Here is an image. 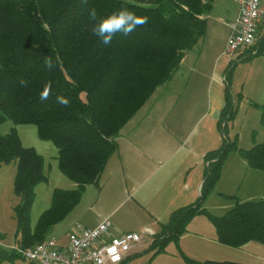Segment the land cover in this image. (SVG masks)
I'll use <instances>...</instances> for the list:
<instances>
[{
	"label": "trees",
	"instance_id": "16d2710c",
	"mask_svg": "<svg viewBox=\"0 0 264 264\" xmlns=\"http://www.w3.org/2000/svg\"><path fill=\"white\" fill-rule=\"evenodd\" d=\"M213 4L214 0H0V126L7 121L34 125L40 140L54 144L58 169L74 184L72 190H54L49 208L32 227L35 187L47 181L43 157L22 145L15 128L0 134V168L11 163L16 168L17 246L33 247L45 240L47 230L79 203L88 185L100 188L104 168L118 150L121 130L173 78L182 59L199 51ZM122 7L147 17L148 22L127 37L117 34L106 46L91 31L96 21L89 19V10L95 8L99 19ZM258 56H264V33L259 32L256 43L237 54L223 71L225 104L217 122L222 135L223 123L234 114L231 72L238 63ZM49 57L55 65L51 70L45 65ZM20 78L28 81L26 87L20 86ZM49 81L52 94L41 101L39 94ZM58 96L68 98L69 105L57 103ZM260 109L259 122L264 127V103ZM230 151L238 152L249 168L264 172V141L241 150L223 137L219 148L204 155L206 165L196 201L171 212L146 252L154 256L165 252L168 244H177L197 216H206L212 223L220 245L264 246V199L236 202L220 216L203 207ZM180 255L186 264H243L198 262L183 252ZM7 256L19 257L0 250V260Z\"/></svg>",
	"mask_w": 264,
	"mask_h": 264
},
{
	"label": "rangeland",
	"instance_id": "374dc122",
	"mask_svg": "<svg viewBox=\"0 0 264 264\" xmlns=\"http://www.w3.org/2000/svg\"><path fill=\"white\" fill-rule=\"evenodd\" d=\"M219 12L220 7L217 6L210 15L218 17L220 14ZM212 23L215 25L214 21H212ZM216 25L218 27L221 26L218 23H216ZM259 33H264V23L260 24ZM219 34L217 38H220ZM232 59L233 57L224 54L222 58H218L211 68H207L206 66L207 70H204L200 74L193 73L190 78L188 74H185L183 78H179L177 74L174 75L169 82L163 84L155 91L147 103L121 130V133L127 136V134L129 135L131 133V128L133 126H142L143 123L153 120L154 115L158 117L163 115L162 120H164V123L171 122L172 120L182 121L184 123V128L180 130L181 133L183 135L193 133L195 136L196 130L200 131V129H197L198 122L208 116L214 104L212 91L210 85H208L210 73L212 74L213 69L215 73L217 72L222 75V71ZM210 65L211 64L208 66L210 67ZM229 90L234 114L231 119L223 123L224 135H222L219 129L218 132L222 140L223 137H226L227 141L236 142L237 148L248 150L254 143H261L264 141V127H262L259 122L261 115L260 106L264 103V56H258L248 61L238 63L231 72ZM187 105L197 106L198 109L188 121H183L180 117L182 112H177V110L181 109V107L187 108ZM175 115L177 116L174 117ZM11 128L17 130L24 147L34 148L44 160L43 171L47 176V181L35 187V197L30 210V223L31 226L34 227L40 215L49 208L54 190H69L74 189V187L71 188L72 183L58 169L56 147L51 141L40 140L34 125H14L10 121H7L1 124L0 134L3 135L8 133ZM253 132H255L254 135H252ZM117 152L118 150L114 154ZM257 172V170L247 166L246 161L238 152L230 151L223 162L220 176L213 187V191L204 199L203 207L205 210L212 215L220 216L233 208L236 202L244 203L247 201L264 199V173ZM15 173L16 168L13 163L4 165L0 168V234L2 235L0 238V250L7 254H11L15 247L14 236L16 232V222L13 211L16 204L13 190ZM167 175L168 170L160 171L156 174L155 179L162 180V178L167 177ZM181 176V170H178V179H186L187 177L186 175H183V177ZM148 178L150 179V177ZM111 180L112 177L105 166L100 184L105 185L107 184L106 181L109 184ZM159 180L157 182H159ZM147 185H150V183L145 186L141 185L137 188L139 191L138 195L144 197L146 201L147 196L150 198V195L155 194V191L151 190ZM108 196V188L102 190V188H98L95 185H88L84 190L82 200L79 201V205L77 204L78 208L82 207L85 210L86 207V210H88V207L95 204L99 199L96 206L100 212L111 210L109 212L111 213L116 209V213L111 221L114 224L118 223L119 225L117 227L122 231H129L138 236V243L136 244L140 247L139 252L141 253L128 259V262L129 260H137L139 256L144 254L143 252H146L145 250L150 244V236L146 235V233H144L145 231H143V226L146 223L150 224L152 222L148 214V209L139 198H137L138 196L134 197L135 200L129 201L119 206V208L118 200L113 201ZM147 203L149 205L151 204L148 201ZM154 206L159 208V204ZM88 215L91 214L88 213L86 216ZM195 218L196 217L192 220ZM202 218L204 221L200 224V228H204L207 225L209 227L208 231H198L196 233H187L186 231L181 235L177 244H168L165 248V252H178L179 255L180 252H189L196 256L205 255V259L225 260L243 264H264V246L250 243L244 245L243 248L241 247L242 249H236L217 244L212 240L213 235L215 236L214 226L206 216H202ZM65 222L58 228H49L45 235L48 237L49 235L53 236L52 230L54 229L55 235L61 237L65 229ZM187 230L189 231V226ZM183 236H185L183 241H180ZM0 264L31 263L21 257L8 258L7 256V258L3 257V259L0 260Z\"/></svg>",
	"mask_w": 264,
	"mask_h": 264
},
{
	"label": "crops",
	"instance_id": "0c3cea01",
	"mask_svg": "<svg viewBox=\"0 0 264 264\" xmlns=\"http://www.w3.org/2000/svg\"><path fill=\"white\" fill-rule=\"evenodd\" d=\"M217 6L220 7L219 16L213 17L209 15L207 17V29L201 47L199 51H192L182 59L176 72L179 78H183L185 74H188L189 78L193 73L200 74L207 70L206 66L211 68L218 58L223 57L229 36L226 22L236 19L239 5L234 0H214L213 9H216ZM262 6H264V3H262ZM212 21H214L215 25H213ZM216 23L221 26L218 27ZM262 23H264V19L259 23V27ZM218 34L220 38H217ZM209 64H211L210 67L208 66ZM223 71L222 75L215 73L213 69L212 74L210 73L208 85H210L212 91L214 104L208 116L198 122L197 129H200V131L196 130L195 136L193 133L187 135L181 133L180 130L184 128L182 121L172 120L164 123V120H162L163 115L161 117L154 115L153 120L143 123L142 126H133L129 135L124 136L121 133L118 138V152L112 155L107 162L106 168L112 180L109 184L106 181L107 184L101 185L100 188L102 190L109 189L108 197L113 201L118 200V208L129 201L135 200L134 197L138 196L137 198L146 206L152 219L150 224L146 223L143 226L144 233L150 236V242L152 236L160 230V224L168 221L173 210L195 202L197 195L199 196L200 193L203 180L202 171L206 165L203 160L204 155L216 150L221 145L222 139L218 132L217 122L219 112L225 104ZM197 109V106L187 105V108L181 107L177 112H182L181 119L188 121ZM118 153H121L120 156ZM165 170H168L167 177L162 178V180L158 179L159 182H157L158 180L155 179L156 174ZM178 170H181V177L183 175L187 176L186 179L177 178ZM257 173L264 172L258 171ZM149 183L150 185L147 186L155 191L154 195L149 196L150 198L147 196V201L152 206L147 203L144 197L138 195L139 191L137 189L139 186H145ZM73 187L74 184H72L71 188ZM98 202L99 199L95 204L89 206L88 210H86V207L85 210L82 207L78 208V204L62 222L52 226L53 228H58L66 221L63 235L61 237L56 236L53 229V236L49 235L46 238H54L59 244H64L65 234L77 225L82 228L92 229L105 218L111 221L116 209L111 213H109L111 210L100 212L96 206ZM157 204H159V208L154 206ZM88 213L91 215L86 216ZM202 219V216H198L192 220L188 225L189 231L187 230V233L208 231L209 227L207 225L204 228H200V224L204 221ZM111 223L112 235L129 232L119 229L117 227L118 223L114 224L112 221ZM184 237L180 241H183ZM215 239L216 233L215 236L213 235L212 240L217 243ZM139 251L140 247L134 244L122 264H186L178 252H162L154 256L152 252H143L144 254L139 256L137 260H129L128 262L132 255L140 254L141 252ZM183 254L198 262L206 260L225 261L205 259V255L196 256L189 252H183Z\"/></svg>",
	"mask_w": 264,
	"mask_h": 264
},
{
	"label": "built area",
	"instance_id": "2783aa9c",
	"mask_svg": "<svg viewBox=\"0 0 264 264\" xmlns=\"http://www.w3.org/2000/svg\"><path fill=\"white\" fill-rule=\"evenodd\" d=\"M238 3L236 19L226 22L229 36L224 54L235 58L257 41L259 23L264 19V0H234ZM112 223L103 219L95 228L79 225L65 234V243L46 238L33 247L15 244L12 252L32 264H120L132 246L138 243L135 233L111 234Z\"/></svg>",
	"mask_w": 264,
	"mask_h": 264
},
{
	"label": "clouds",
	"instance_id": "9594fccd",
	"mask_svg": "<svg viewBox=\"0 0 264 264\" xmlns=\"http://www.w3.org/2000/svg\"><path fill=\"white\" fill-rule=\"evenodd\" d=\"M89 19L91 21H96V23L92 26V33L106 46L112 43L117 34L127 37L133 33L138 26L145 25L148 22L147 17L138 16L135 12L126 7H122L99 19L97 18L96 9L92 8L89 10ZM56 63H60L58 55ZM45 65L49 70L55 66L51 57L45 60ZM18 82L22 87H26L28 84V81L23 78H20ZM51 94L52 83L49 81L44 84V87L39 94V98L41 101H45ZM57 103L67 107L70 101L64 96H58Z\"/></svg>",
	"mask_w": 264,
	"mask_h": 264
}]
</instances>
